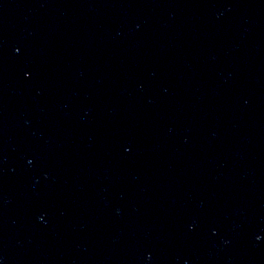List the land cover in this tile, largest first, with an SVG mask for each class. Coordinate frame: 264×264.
Returning a JSON list of instances; mask_svg holds the SVG:
<instances>
[{"label": "water", "instance_id": "water-1", "mask_svg": "<svg viewBox=\"0 0 264 264\" xmlns=\"http://www.w3.org/2000/svg\"><path fill=\"white\" fill-rule=\"evenodd\" d=\"M0 264H264V0H0Z\"/></svg>", "mask_w": 264, "mask_h": 264}]
</instances>
